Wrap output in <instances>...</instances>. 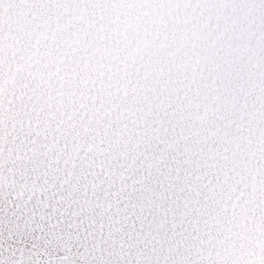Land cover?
Returning a JSON list of instances; mask_svg holds the SVG:
<instances>
[{
  "label": "snow or ice",
  "instance_id": "obj_1",
  "mask_svg": "<svg viewBox=\"0 0 264 264\" xmlns=\"http://www.w3.org/2000/svg\"><path fill=\"white\" fill-rule=\"evenodd\" d=\"M0 264H264V0H0Z\"/></svg>",
  "mask_w": 264,
  "mask_h": 264
}]
</instances>
